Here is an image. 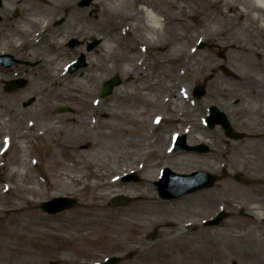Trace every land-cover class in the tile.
<instances>
[{
	"label": "bare ground",
	"instance_id": "obj_1",
	"mask_svg": "<svg viewBox=\"0 0 264 264\" xmlns=\"http://www.w3.org/2000/svg\"><path fill=\"white\" fill-rule=\"evenodd\" d=\"M42 1L44 3H54V0ZM96 2L100 5L101 12L108 18L104 31L90 32L91 38L102 37V50L98 52V56L95 58L91 51L87 52L81 49L88 55L89 64L83 69L72 72L79 78L73 89L79 91L82 88L83 81L88 82L90 87L87 88V91L89 96L94 98L102 83L105 82L106 76L115 71L112 64L102 63L103 56L107 58L108 62H112L115 58L114 52L118 48V44L116 43V45L115 40L110 38L112 33L122 31L120 42L131 40L135 37V34H139L138 45L141 53L138 57L136 58L135 55V59L133 58L131 52L134 46H130L129 52L120 54L116 58V61L124 64L123 72H131L136 78L132 81L135 86L131 89L124 84L119 86L116 89V98L131 100V102L134 100L135 107L139 109L138 114L116 113L113 110H106L100 107L99 100L94 98V101L90 103L91 105H88L90 110H94V118L91 116L85 122L75 120L76 123L83 125L85 131L90 130L91 133L89 135L88 133H73L72 136L76 140L72 145L65 144V142H56L51 137L57 132L62 133V135L67 134L65 128L56 125L58 122H54L51 127L45 126L44 128L41 124L30 123L28 128L35 130L36 133H22L18 137V142L14 141L13 136L6 134L3 140L0 141V148L3 147L0 149V157L9 150L16 152L19 148L22 154L20 165H24L25 160L28 158L33 164H36L37 160L31 159L34 149L30 143L34 141L36 136H39L48 141V146L51 145L54 155L58 157L65 156L68 162L55 158L49 159L50 166L53 167L56 162L61 169H65V171L55 174V188L53 186L49 188H53L52 190L55 192L72 190L74 194L83 196L81 185H84V187L90 185L92 193L89 196L86 208L72 214L71 220L64 223L63 228L69 230L66 235L60 233L62 229L58 228H54L52 232L42 231L38 226L39 224L43 225V222L22 224L19 214L23 210V206L19 202L15 203L10 198L2 200L3 205L0 206V212H6L5 223L17 226V229L7 228L8 236L21 237L25 233L20 232L19 227L23 230L28 228L31 231L27 234L30 240L36 241L38 236L46 237L48 242L43 246L56 252L65 250L69 244H73L79 253H86L81 248L84 241L98 237V239L104 241L103 246L107 249H119L121 251L129 249L133 252L142 250L144 253L159 245L161 246L163 243L161 240L165 239L168 234L176 232L179 223L177 217L169 212L170 202L157 198L149 187L138 190L135 184L125 183L122 178L126 173L134 171L139 164L137 171L143 170L145 162L156 160L147 169L164 165L163 159L166 158V155L161 150L152 148V145L163 140V147L165 145V149L170 148L175 142V135L179 132L174 130L168 138L161 136L162 130L157 134L143 132L149 129L154 132V129L158 130L163 122H178L180 124L182 121H192L194 131L202 129L197 123L195 124L194 115L199 109L195 108L198 102L195 101L192 92L194 85L206 75L212 77L209 82L210 87L217 95L223 96L229 102L235 99L238 100L237 103H230V105L241 106L244 103V96L249 93L256 94L258 100L253 102L250 108L245 111L255 117L264 116V95L259 92L261 88L264 89V79L259 77L260 73L264 74V0H203L202 6L197 8H192V2L187 5L188 0H97ZM134 2H136V8L132 9L130 7ZM199 2L201 0H198ZM65 5L67 8L70 6L67 1L60 4L55 3V6ZM189 7L191 10L188 9ZM168 8H179V11H173L168 15ZM185 8H187L185 10L186 14H184ZM76 10L84 12L86 9L80 7ZM213 11L215 14H212ZM38 15L45 14L40 13ZM136 18L139 19L140 23H126L128 20H136ZM192 18L196 19L199 24H206L204 22L208 19L212 21L210 24L205 25L204 29H197L196 35L189 39L187 45H185L184 40L186 37L175 26L181 25L184 29L190 30L191 26L188 19ZM53 19V17L46 16L39 19L43 30L48 29ZM37 22L38 20H36ZM24 32L26 34L30 31L26 28L23 30ZM84 33L82 30L78 36L82 37ZM167 33L170 35H167ZM164 34L169 37L163 38L162 35ZM196 38L209 43L212 46L213 53L202 55L196 46ZM11 42L13 43L14 40ZM25 44H31L30 40L25 38L20 43L18 41L13 43L17 48H21ZM63 46L58 47L55 43H52V47L55 49H61ZM222 52H225L226 55L220 61L217 56ZM234 61H242L245 67L250 68L249 71L235 67ZM169 63L172 64L174 69H169ZM227 65L236 72L239 71L240 74L239 81L235 82L232 79L227 81L232 86L225 84L227 74L221 73V68L223 67L225 70ZM177 68L180 69V73ZM151 69H153V72L150 71ZM233 70L231 71L233 72ZM61 75L56 76L54 74L53 76L58 83L63 80ZM139 81L141 82L136 84ZM5 91L11 92L7 89ZM216 94L209 95V98L216 99ZM148 108H151L153 112ZM156 109H161V111L158 113ZM164 110L170 115L167 116ZM203 113V117H205L207 111L204 110ZM184 116L185 119H183ZM145 117L153 121L154 125L152 124L147 129L136 128L135 125L141 124L140 121ZM117 118L122 120L121 124L115 122ZM187 126V123L183 124L182 129L185 133L191 134L192 127L189 129ZM153 138H156V140ZM248 138L251 142L260 144L261 150L264 151V132L256 126V122L250 129ZM195 139L206 141L210 145L217 143L215 136L207 135L205 132H201L196 137L190 136V141H195ZM226 139L233 147L239 148L242 145L241 142L233 141L231 138ZM145 145L147 148H143ZM104 150L108 152L115 150L117 152L115 164L112 165L105 161ZM176 152L178 159L185 161L176 166L166 165V167L176 171L177 169L189 170L199 165L193 163L196 154L187 151ZM226 152L224 150L214 152L212 155L214 156L215 165L208 166L214 170L226 171V176L220 184L231 187L232 170L243 168L245 163L243 159L221 160ZM261 158L263 162L264 156ZM121 161L124 164L118 165ZM26 174L27 171L22 168L12 170V176L18 175L21 177L20 180H23ZM251 175L257 178L256 180L264 179L261 174ZM155 177V174H145L143 185L148 186L149 183L156 180ZM27 184L29 185L21 184L17 197L20 201L32 202L35 197L42 195V185L31 177H28ZM254 190L260 195L264 194V185L257 184ZM3 191L10 192L11 186L6 187ZM119 194L134 196L137 199V202H135L136 209L109 206L108 202ZM209 196V192L199 191L182 198V201L191 203L194 200ZM241 204L246 215L251 217L254 223L262 222L264 218L263 198L241 202ZM165 211L170 214L163 215ZM189 216L192 220L185 225H181L182 233H185L187 228L200 227L199 222L194 220L197 212L190 211ZM32 225L37 227L32 228ZM155 235L158 237L157 241H148L149 238ZM125 238L126 241H124ZM13 250L18 253L25 252L22 248ZM254 255L260 257L262 252L257 250ZM87 256L90 259L96 257L92 252H88ZM159 264H170V262L169 260H162Z\"/></svg>",
	"mask_w": 264,
	"mask_h": 264
},
{
	"label": "rangeland",
	"instance_id": "obj_2",
	"mask_svg": "<svg viewBox=\"0 0 264 264\" xmlns=\"http://www.w3.org/2000/svg\"><path fill=\"white\" fill-rule=\"evenodd\" d=\"M18 1L20 0H6V5L9 6L10 4H14V2ZM35 1L37 3L36 8L38 9V12L45 14L42 16L54 18L52 24L48 27L43 36V43L41 44L42 47L40 48L43 50L44 63L47 68H45V70L40 74L28 76L31 80V84L29 85L32 88L27 94L15 91H11L10 93L6 92V86L0 79V141L3 140V137L6 134L13 136L14 141L18 142V137L20 134L36 133L35 130L28 128V124L30 123H36L38 125L41 124L44 128L45 126L51 127L54 122H58L56 125H60L62 128H65L67 130V134L62 135V133L57 132L51 137H53L56 142H65V144L72 145L76 140L72 136L73 133H88V135L91 133L90 130L85 131L83 125L76 123V121L85 122L89 120L91 116L94 118V110H90L88 108V105H91L90 103L91 101H94V98L99 100V106L106 110H113L116 113L138 114L139 109L135 107L134 100L131 102V100L116 98V89L119 86L124 84L127 88L131 89L135 86L132 81L136 79L135 76L131 74V72H123L124 64L122 62L116 61V58L120 54L129 52L130 46H134L131 54L133 58L135 55L137 58L141 53L140 47L138 45L140 35L135 34V37L131 40H123L120 42L122 31L119 30L116 33H112L110 38H113L115 40V44H118V48L114 52L115 58L112 62H108L106 60L107 58L103 56L102 63L107 65H109V63L112 64L115 68V71L110 72L106 76L105 81L112 78L115 74H119L123 81L120 83V85L115 87L111 95L101 97L99 95L101 90L100 88V90L95 94L94 98H92L89 96L87 91V88L90 87L88 82L83 81L82 88L79 91L73 89L74 84L79 78L72 74V72L68 73V71L64 70L63 64L75 58L77 54V52L75 54L76 49L81 50L82 47L77 46V48L73 51L70 47L65 45V42H67L70 35H75L77 38L84 41L85 44L96 41L97 43L99 42L95 48L91 50L93 57L96 58L98 56V52L102 50V37L98 36L97 38H91L90 32H97L99 30L104 31L108 18L103 12H101L102 9L100 5L97 4V0H93L90 5L85 6L86 10L84 12H78L76 10V8H80L78 5L80 0H54V3H44L42 0H26L27 5L21 6V12L23 9L25 10L33 7V3L35 4ZM65 1L70 4L68 8L66 5L55 6V3L58 2L60 4L61 2ZM189 2H192V8H197L202 6L203 0H201L199 3L198 0H188L187 5ZM130 8L135 9L136 2L132 3ZM186 9L187 8L184 9V14H186ZM188 9L191 10L190 7ZM173 11L178 12L179 8H168V15ZM12 12L13 9L7 12L0 10V13H2L4 16L6 15L8 17L10 15L13 19H15L14 21H17V23H12L14 26H10V22L6 20L0 25V32L7 34L8 37L14 34L16 35L20 28L23 29L25 23L23 18H17L16 20V18L12 15ZM212 14H215V12L213 11ZM59 19H64L66 23L64 25H56V21ZM188 21L191 26L190 30L184 29L181 25L175 26V28H177V30L186 37L184 40L185 45H187L189 39L196 35L197 29H204L205 25L210 24L212 20H206V22H204L206 24H199V22L193 18L188 19ZM132 22L140 23L139 19L137 20V18L136 20H128L126 23L132 24ZM39 24L40 23H38V25ZM41 26L42 23L40 24V27ZM84 28V35L79 37L78 35ZM167 35L170 34L167 33ZM167 35L164 34L162 37L168 38L169 36ZM29 39L32 43L31 37H29ZM195 41L196 46L201 51L202 55L213 53L212 46L209 45V43L203 42L204 45L200 47L202 40L196 38ZM14 42L17 43V41ZM52 43H55L58 47H61L62 45L64 46L61 49H55L52 47ZM80 50L78 52H80ZM225 55L226 53L222 52L219 53L217 57L220 61H222L225 58ZM233 64L235 67L241 70L249 71L250 69L245 67V64L242 63V61H234ZM51 65H53V67ZM87 65L82 67V69L87 67ZM168 67L169 69H174L171 63H169ZM227 67L231 69L230 66L227 65ZM152 70L153 69L150 71L153 72ZM178 72L180 73V69H178ZM233 72L235 73L228 74L223 67L221 68V73L227 74V76H225L227 79L225 84L228 86L232 85L227 81L231 79L235 82L240 80V74L238 73L239 71L236 72L233 70ZM54 74H56V76L62 74L61 76L63 80L61 83H58L56 78L53 77ZM259 77L264 79V74L260 73ZM211 79L212 77L206 75L197 83L200 85L203 84L206 87L205 89L207 90V93L203 97H196L192 92V95L195 97V101L198 102L195 108L199 109L194 115L195 124L197 123V125L201 126L202 129L199 131H194L192 121H182L180 124L178 122H163V124H160L158 130L154 129L153 132L151 129H149L148 131L144 130L143 133L157 134L162 130L161 136L163 138H168L174 130L179 132L178 135L183 134V124L187 123V128L190 129V127H192L191 134L187 133V141L189 144L195 145L206 143V141L204 142L198 139H195V141H190V136L196 137V135H200L201 132H205L207 135L215 136L217 143L214 145L206 143L209 146V150L207 152H199L189 151L186 149L173 150L174 143L170 148L168 147L165 149V145L163 147L164 141H159L158 143H154L152 148H157L158 150H161L164 155H166V158L163 159L165 162L164 165L152 167L149 168V170L147 169L148 166L156 162V160H152L151 162H145L143 170L137 171V167L140 165L139 164L135 167L134 171L141 179L139 181L123 180L125 183L135 184V187L138 190L149 187L157 198L164 199L171 203L169 206V212L177 217V222L179 223L178 229L176 232L168 234L165 239H162L161 241L163 243L161 246L159 245L158 247L152 248L144 253L142 250H139L140 252L129 251V249L125 251H121L119 249L110 250L105 248L103 246L104 241L102 239H98L97 237L95 239L84 241L81 248L86 253H79L73 244H69L65 250L56 252L50 248L46 249L43 246V244L48 242L46 237L38 236L36 237V241L30 240L27 234L31 231L28 228H24L23 230L19 227L20 232L25 233V235L21 237L8 236L6 232L7 228L17 229V226L5 223L4 220L6 212H0V264H99V262L104 261L110 256H118L121 258L117 264H159V262L162 260H169L170 264H230L233 260H236L239 264H264V219L258 224L254 223V220L246 215L245 209L241 207V202L249 200L251 201L257 198L264 199L263 193L260 195L254 190L257 184L264 185V179L256 180L257 178L252 177L251 175L261 174L264 177V165H262L264 161L262 162L261 158L264 156V151L261 150L260 144L253 143L248 138L250 136V129L254 125V122H256V126H258L262 132H264V116L255 117L245 111L250 108L253 102L258 100L256 94L249 93L244 96V103L241 106L230 105V103H237L238 100L236 101L235 99L232 100V102H229L226 98H223V96L219 94L217 95L213 88L210 87L209 82ZM140 82L141 81L137 82L136 84H139ZM197 84L194 85L193 90ZM32 90L36 91L33 93ZM259 92L264 95L263 88H261ZM31 94L36 97V101L26 105V102L31 99ZM212 94H216L217 98H209V95L212 96ZM62 105L70 106L71 112H56V110ZM211 105H217L221 110L225 111L231 120L233 127L240 132H244L246 135L241 138L228 137L226 135V131L221 125H217L213 128L209 127L205 122V118L209 114V107ZM148 109L153 112L151 108ZM204 110L207 111L205 118L203 117ZM156 111L159 113L161 109H156ZM164 113L167 116L170 115V113H166V110H164ZM185 116L183 119H185ZM115 122L121 124L122 120L117 118L115 119ZM140 122L141 124L135 125L136 128L147 129L151 127L152 124L154 125L153 121H150L149 118L146 117ZM143 123L144 125H142ZM176 136L174 137V141L176 140ZM226 138H231L233 141L241 142L242 145L239 148L233 147ZM153 139L156 140V138ZM30 144L33 145L34 149L31 159H36V164H33V162L28 158L25 160L24 165H20L22 161V154L19 148L16 152L9 150L0 157V176L2 177V180H0V195L2 197L0 200V206L3 205L2 200L5 198H10L12 201L14 200L15 203L19 202L23 206V210L20 211L19 214V219L22 224L43 222V225L39 224L38 226V228L42 231L52 232L54 228H58L62 229L60 233L66 235L68 234L69 230L63 228L64 223H66L68 220H71L72 214L86 208V205L89 202V196L92 193V188L90 185L85 187L84 185H81L83 196L74 194L72 190H64L60 192H55L52 190L56 186L55 174L65 171V169H61L56 162L54 163L53 167L50 166L49 159L55 158L64 162H67V159L65 156L58 157L54 155L51 145L50 148L48 146V141L44 138L36 136L34 141ZM2 148L3 147L0 149ZM143 148H147V146L145 145ZM217 150L227 151L225 155L221 157V160L223 161L235 159L244 160L245 166L243 168H236L231 172V187L220 184L222 179L226 176V171L220 169L214 170L208 166L215 165L214 156L212 154ZM176 151H187L189 153L196 154L193 163L199 164L190 168L189 170L177 169L178 171L176 170V172L191 173L194 170L197 171L198 169H204L219 176V180L214 186L209 187L208 189L204 188L198 191L189 193L187 192L174 198H162L155 187V181L160 178L161 172L163 168L166 167V165L176 166L185 161L178 159ZM116 154L117 152L115 150L111 152L104 150L103 155H106L105 161L113 165L115 164L114 161ZM123 164L124 163L121 161L118 165ZM128 164H130V162H128ZM17 168H22L24 171H27V174L25 177H23V180H20L21 177L18 175L12 176V170ZM237 172H241L246 177V180L239 181L236 179ZM145 174H155L156 180L149 183L148 186L143 185ZM28 177H31L42 185V195L35 197L32 202L20 201L17 197L21 184L29 185L27 184ZM8 186H11V191L4 192L3 190ZM50 186H53V188H49ZM199 191L209 192L210 196L200 200H194L191 203L182 201V198L195 194ZM63 195L77 198L81 205L55 214L47 213L42 209L41 202L44 201V199L49 200L55 196ZM126 196L132 197L133 200L127 204L112 205L111 199L108 202L109 206H112L113 208H116V206H123L125 208L136 209L135 202H137V199L134 196ZM222 209L229 212V216L222 222L221 225H208L206 220L215 216V214ZM190 211L197 212V216L194 220L199 222L200 227H190L187 228L185 233H182L181 225H185L192 220L189 216ZM167 214L170 213L165 211L163 215ZM36 227V225H32V228ZM157 240L158 237H156V235L148 239V241L151 242ZM124 241H126V238ZM19 248L24 249L23 251L25 252L18 253L13 250ZM257 250L262 252L260 257H256L254 255ZM88 252L94 253L96 257L90 259L87 256Z\"/></svg>",
	"mask_w": 264,
	"mask_h": 264
},
{
	"label": "water",
	"instance_id": "obj_3",
	"mask_svg": "<svg viewBox=\"0 0 264 264\" xmlns=\"http://www.w3.org/2000/svg\"><path fill=\"white\" fill-rule=\"evenodd\" d=\"M92 0H83L81 2L82 5L89 4ZM94 44L90 47L92 48ZM85 56L83 55L78 62L72 65V70H76L79 67L85 65ZM229 71V70H228ZM22 80H19L21 82ZM122 82V78L119 75H115L112 79L105 82L103 84V88L100 92V96H107L112 94L115 86L119 85ZM206 89L205 86H197L195 89V95L198 97H202L205 95ZM70 108L68 106H63L59 109V111H68ZM211 114L207 118V122L211 127L216 126L217 124H222L224 129L226 130L227 135L234 136L236 138L244 136L242 132H237L225 113L220 110L216 105H212L210 107ZM187 136L182 135L178 138L176 149L184 148L188 150H195L200 152H205L209 148L205 144H198L191 146L187 144ZM238 179L243 180L244 177L241 173H238L236 176ZM1 179V177H0ZM135 172L128 174L124 180H139ZM218 177L212 175L211 173L205 170H198L191 174H180L174 172L170 168H166L164 171V175L160 181H156L155 185L159 189L160 195L166 198H173L180 196L187 192L198 191V189L208 188L215 184ZM132 201V198H128L126 196L119 195L113 199L112 204H126ZM80 203L75 197L68 196H56L50 200L42 202V208L45 209L48 213H57L66 209L74 208L79 206ZM227 216L226 212H220L215 218H212L208 221V224L211 225L219 224ZM120 260L117 256L109 257L106 261L101 262L99 264H116ZM232 264H238L237 261H232Z\"/></svg>",
	"mask_w": 264,
	"mask_h": 264
},
{
	"label": "flooded vegetation",
	"instance_id": "obj_4",
	"mask_svg": "<svg viewBox=\"0 0 264 264\" xmlns=\"http://www.w3.org/2000/svg\"><path fill=\"white\" fill-rule=\"evenodd\" d=\"M17 1V0H16ZM8 4V3H7ZM36 1L35 4L33 3V7H30L29 9H23L21 12V6L27 5L26 0H20L18 2H14V4H10L9 6L6 5V0H3L0 6V10H4L5 12L12 10V15L18 19L23 18L25 23L23 26V29H19L18 33L12 36H9L5 33L0 32V54H12L14 55L13 58L8 57H0V79L3 81V83L6 86L7 90L25 93L27 94L30 92L31 88L29 84H31V80L28 76L36 75L42 73L47 66H45L44 63V56H43V50L40 48L42 47L41 44L43 43V35L44 30L40 27L39 23V17L42 18V15L38 12V9L36 8ZM39 5V4H38ZM35 16V17H33ZM0 25L6 20L10 22V26H12L15 19H13L10 15L7 17L4 16L2 13H0ZM34 20V22H33ZM36 20L38 22L36 23ZM66 23L65 20L62 21V25ZM9 26V27H10ZM14 26V25H13ZM29 29V33L25 32L23 33L24 29ZM73 28V27H72ZM85 31V28L82 29ZM29 37H31V44H25V46L21 48H17L13 45L11 42L12 40L18 41L19 43L23 41L25 38L30 40ZM74 40V44L72 45V42ZM33 44V45H32ZM84 41L77 38L75 35H70L67 42H65V45L70 47L71 50H75L77 46H81L82 49L85 51H91L89 48L90 43L85 44ZM14 47V48H13ZM12 49V50H11ZM77 50V49H76ZM13 51V52H12ZM83 51L80 50L79 53L76 54L75 58L72 59V61L77 60V58L81 55ZM86 60H88V55L86 54ZM53 67V65H51ZM23 78L21 85H17L15 88H11L9 86V83H11L13 80H17ZM36 90H32L34 93ZM31 98L33 102L36 101V97L31 94Z\"/></svg>",
	"mask_w": 264,
	"mask_h": 264
}]
</instances>
